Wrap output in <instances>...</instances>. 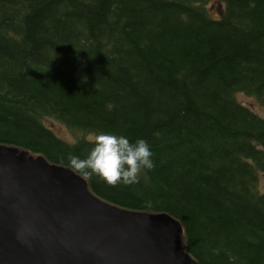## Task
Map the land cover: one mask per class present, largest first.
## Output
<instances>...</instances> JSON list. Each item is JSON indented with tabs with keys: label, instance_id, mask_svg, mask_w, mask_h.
I'll return each instance as SVG.
<instances>
[{
	"label": "trees",
	"instance_id": "obj_1",
	"mask_svg": "<svg viewBox=\"0 0 264 264\" xmlns=\"http://www.w3.org/2000/svg\"><path fill=\"white\" fill-rule=\"evenodd\" d=\"M217 1L0 0V142L68 165L144 139L152 170L90 190L169 212L201 264H264V115L237 95L264 106V0Z\"/></svg>",
	"mask_w": 264,
	"mask_h": 264
},
{
	"label": "water",
	"instance_id": "obj_2",
	"mask_svg": "<svg viewBox=\"0 0 264 264\" xmlns=\"http://www.w3.org/2000/svg\"><path fill=\"white\" fill-rule=\"evenodd\" d=\"M0 264H201L167 211L96 195L68 165L0 142Z\"/></svg>",
	"mask_w": 264,
	"mask_h": 264
},
{
	"label": "clouds",
	"instance_id": "obj_3",
	"mask_svg": "<svg viewBox=\"0 0 264 264\" xmlns=\"http://www.w3.org/2000/svg\"><path fill=\"white\" fill-rule=\"evenodd\" d=\"M91 143L86 157L67 156L68 166L84 178L96 177L109 186H130L139 182L142 171L155 166L153 152L144 139L131 142L123 135L99 132Z\"/></svg>",
	"mask_w": 264,
	"mask_h": 264
},
{
	"label": "rangeland",
	"instance_id": "obj_4",
	"mask_svg": "<svg viewBox=\"0 0 264 264\" xmlns=\"http://www.w3.org/2000/svg\"><path fill=\"white\" fill-rule=\"evenodd\" d=\"M208 5H209V9L212 11V13L217 14L218 12H220L221 4L217 0H209ZM237 95L241 101H243L246 104H249L257 112L264 115V106L261 105L255 97L248 95V94H245V93H238ZM46 123L51 125L53 127V129L60 136H62L64 138H70L71 137L70 132L66 129V127L62 123H60L56 120H53V119H46ZM261 185H262V187H264V179H262Z\"/></svg>",
	"mask_w": 264,
	"mask_h": 264
}]
</instances>
